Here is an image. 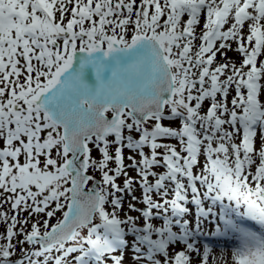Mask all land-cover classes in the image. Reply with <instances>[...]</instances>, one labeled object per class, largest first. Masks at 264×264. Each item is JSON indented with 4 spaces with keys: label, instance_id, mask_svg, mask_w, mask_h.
<instances>
[{
    "label": "snow or ice",
    "instance_id": "6c2138e0",
    "mask_svg": "<svg viewBox=\"0 0 264 264\" xmlns=\"http://www.w3.org/2000/svg\"><path fill=\"white\" fill-rule=\"evenodd\" d=\"M0 264H264V0H0Z\"/></svg>",
    "mask_w": 264,
    "mask_h": 264
},
{
    "label": "rangeland",
    "instance_id": "374dc122",
    "mask_svg": "<svg viewBox=\"0 0 264 264\" xmlns=\"http://www.w3.org/2000/svg\"><path fill=\"white\" fill-rule=\"evenodd\" d=\"M233 47H235V45H233ZM231 53H232L234 56L238 57V59H239V56H238L237 54H235V53H233V52H231ZM171 142H172V143H176L175 141H171ZM97 155H98V153L94 150V151H93V156H97ZM155 171H157L158 173L162 174L163 171H164V169H163V168H157V169H155ZM132 175L134 176L135 173H132ZM119 183L123 185V179H122V178L119 180ZM133 194H134L135 196H137V197H140V196L142 195V192H141V190L137 187L136 191H135ZM154 198H155V199H158V197H155V196H154ZM129 201H131V196H126V198H125V203H124V208H125V210H127V208H128V202H129ZM136 207L142 209V208L144 207V205H143L142 203H136ZM129 214L132 215V216H137V215H139V214L136 213V212H130ZM25 215H26V214H25ZM121 215H123V213H122ZM52 222L54 223L55 221H52ZM138 223L142 226L143 221L140 220ZM155 223L159 224L160 221H156ZM237 243H238V242H233V246L230 247V248H226V247H224L223 245L220 246V247L217 249V251L213 254V259H218V258H220V257H225V258H227L228 260H231V259H232V255H233L234 252L236 251V246H235V245H236Z\"/></svg>",
    "mask_w": 264,
    "mask_h": 264
},
{
    "label": "trees",
    "instance_id": "16d2710c",
    "mask_svg": "<svg viewBox=\"0 0 264 264\" xmlns=\"http://www.w3.org/2000/svg\"><path fill=\"white\" fill-rule=\"evenodd\" d=\"M229 56H233V57H235L236 60L238 61V57L234 56L231 52H229ZM218 59H219V57H218Z\"/></svg>",
    "mask_w": 264,
    "mask_h": 264
}]
</instances>
